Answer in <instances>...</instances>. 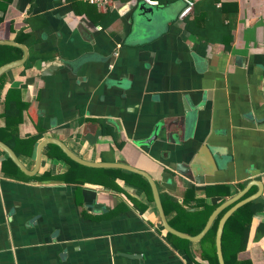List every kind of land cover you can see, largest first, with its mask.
Listing matches in <instances>:
<instances>
[{"label":"crops","instance_id":"obj_1","mask_svg":"<svg viewBox=\"0 0 264 264\" xmlns=\"http://www.w3.org/2000/svg\"><path fill=\"white\" fill-rule=\"evenodd\" d=\"M144 2L170 7L147 39L133 33ZM223 2L238 9L229 50L200 39L193 22L186 27L193 8L185 0H128L102 24L68 0H13L0 37L16 41L26 19L41 14L47 25L34 30L36 48L57 56L26 74L7 71L1 100L22 85L23 99H34L19 126L37 139L31 153L18 155L29 170L38 143L54 138L83 160L148 172L161 199L182 202L189 187L199 197L209 187L229 190L205 197L208 203L261 192L238 257L264 264V234L257 238L264 224V0H218L216 28ZM8 158L0 149V264H210L199 242L187 251L168 236L154 199L129 170L120 168L126 171H118L114 188L91 182L100 173L92 169L76 167L73 177L83 183L65 179L72 163L51 143L35 175L5 164Z\"/></svg>","mask_w":264,"mask_h":264},{"label":"trees","instance_id":"obj_2","mask_svg":"<svg viewBox=\"0 0 264 264\" xmlns=\"http://www.w3.org/2000/svg\"><path fill=\"white\" fill-rule=\"evenodd\" d=\"M73 9L78 14H86L92 21L97 24H102L108 18V13L99 11L94 5L88 4L84 0H68ZM128 0H115V6L121 7ZM159 3H171L177 0H157ZM13 0H0V28H2L5 13L10 3ZM187 5H192L193 8V20L186 18V27L189 23H194L195 34L202 40L211 43H222L226 50H229L233 41V33L236 29L238 9L236 4H221V16L223 19L222 27L216 28L215 26V13L219 12L216 6L218 0H191L186 1ZM118 14L115 12L112 14V21L118 19ZM27 27L18 31L16 35V41L25 44L29 49V56L27 60L21 66L16 67L21 73L26 74L32 70L36 63L40 60L47 61L52 60L57 56L54 51H39L36 48L39 39L36 37L34 30L38 27H44L47 25V20L41 14L31 15L26 19ZM0 36H2L0 34ZM2 39V37H0ZM23 56V50L20 47L12 45L0 44V66L11 60L21 58ZM7 73L0 76V120L5 119V124L0 126V139L9 144L17 155L21 153H31L37 142V139L32 137H24L20 134L19 126L23 122V112L28 110L33 103V98L23 99L24 93L27 89L26 85L20 87L9 88L5 100H1V90L4 87ZM14 102L17 108L16 113L10 112V103ZM39 129L41 127L39 126ZM120 146L122 145L119 144ZM51 147L56 148L59 153L66 159H68L72 165L70 169L64 175V178L70 182L86 181L82 177H73V172L76 167L85 170H97L100 171L99 178H95L93 183L111 185L117 188L116 177L118 171L123 172L126 170L120 168H90L82 165L69 156H67L63 150L56 144H51ZM113 152V150H111ZM50 155L54 156L51 151ZM5 164L13 165L18 171L23 173L21 169L13 162L11 158L7 159ZM131 176H135L147 188L150 198L153 200L152 190L148 180L135 172L126 171ZM37 177V176H35ZM63 178V177H61ZM63 178V179H64ZM54 179V178H53ZM229 190H212L210 187L206 189L204 197H199L196 194L194 187L187 188L183 193V201L179 202L177 198L172 195H163L162 201L164 210L169 223L176 229L188 233L190 235H196L203 230L212 212L222 203H208L205 197L212 195H228ZM200 207V209L192 210L189 208ZM262 205L260 200H251L237 210H235L227 219L222 234V250L224 260L226 264H252L250 260L240 259L238 257L241 251L247 248L249 242V236L252 226V219L255 212L260 210ZM224 209L214 220L212 226L200 240L199 254L203 260H207L210 264H219L217 250H216V232L219 224V220L225 211ZM264 234V224L260 227L257 238ZM168 236L175 242H181L184 247L189 251L191 244L190 240L181 238L172 233H168ZM178 244V243H177ZM195 264H202L196 261Z\"/></svg>","mask_w":264,"mask_h":264},{"label":"water","instance_id":"obj_3","mask_svg":"<svg viewBox=\"0 0 264 264\" xmlns=\"http://www.w3.org/2000/svg\"><path fill=\"white\" fill-rule=\"evenodd\" d=\"M170 10V7H161L159 5H152L148 4L146 2L141 3L138 7L135 17H134V25H133V33L134 35L141 36L147 38H151V33H153L156 28H158L161 24L165 23L166 20L169 18L168 11ZM148 36V37H146ZM153 37V36H152ZM0 44L4 45H12L20 47L23 50V56L21 58L11 60L9 62H6L0 66V76L7 71L16 68L18 66H21L24 64V62L27 60L29 56V49L28 47L20 42H17L15 40H6V39H0ZM66 63V62H65ZM56 144L58 145L63 152L69 156L72 160L85 165V166H91V167H114V168H124L126 170L138 173L142 176H144L151 187L153 199L155 202V205L157 207L159 216L161 218L162 226L164 230L167 233H172L174 235H177L181 238H186L192 242H200V240L204 237V235L207 233V231L212 226L214 220L217 218V216L228 207V209L225 211V213L222 215V217L219 220L217 232H216V250H217V256L219 260V264H226L224 260L223 250H222V234L224 230V226L226 224L227 219L230 217V215L237 210L240 206L243 204L254 200L258 198L261 195V192H258L256 194L241 198L244 194V191L239 192L238 194L232 196L231 198L225 200L222 202L210 215L205 227L201 232H199L196 235H190L188 233L182 232L176 228H174L168 221L163 202L161 199V195L157 186L156 181L153 179V177L146 171H143L141 169L135 168L128 164H123L119 162H90L83 160L81 157L77 156L74 152H72L69 147L63 143L62 141L54 138H46L41 140L36 148V157H35V166L33 169L29 170L24 163L19 159L17 153L14 151V149L0 139V149L3 150L9 158L13 160V162L26 174L29 175H35L41 165L42 160V149L47 144ZM192 210L200 209V207H193Z\"/></svg>","mask_w":264,"mask_h":264},{"label":"built area","instance_id":"obj_4","mask_svg":"<svg viewBox=\"0 0 264 264\" xmlns=\"http://www.w3.org/2000/svg\"><path fill=\"white\" fill-rule=\"evenodd\" d=\"M88 4L96 6L103 12L111 11L115 8V0H84Z\"/></svg>","mask_w":264,"mask_h":264}]
</instances>
